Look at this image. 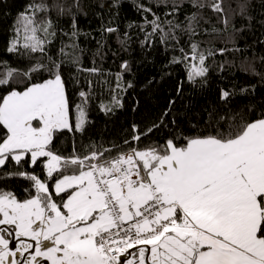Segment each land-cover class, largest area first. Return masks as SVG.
I'll list each match as a JSON object with an SVG mask.
<instances>
[{
  "label": "snow or ice",
  "instance_id": "6c2138e0",
  "mask_svg": "<svg viewBox=\"0 0 264 264\" xmlns=\"http://www.w3.org/2000/svg\"><path fill=\"white\" fill-rule=\"evenodd\" d=\"M125 2L140 19L121 28ZM92 5L99 39L80 27L83 0H25L0 49V179L27 182L23 198L0 187V264H264V99L255 101L264 55L238 43L254 0ZM82 37L95 40L90 66ZM133 45L145 58L166 55L161 79L182 70L176 96L120 142L77 148L93 105L106 117L124 108L133 61L115 71L104 61ZM213 72L233 78L216 102L199 114L191 102L177 109L185 85L204 93ZM237 73L257 84L237 87ZM237 97L248 102L234 105ZM68 137L70 151L58 143Z\"/></svg>",
  "mask_w": 264,
  "mask_h": 264
},
{
  "label": "trees",
  "instance_id": "16d2710c",
  "mask_svg": "<svg viewBox=\"0 0 264 264\" xmlns=\"http://www.w3.org/2000/svg\"><path fill=\"white\" fill-rule=\"evenodd\" d=\"M2 2L3 7L0 8V49L3 48L9 35L8 28L12 24L16 12L22 8L25 0H2ZM83 2L85 10L89 12V15L87 17H80V27L83 31L91 32L92 36L99 39V33L95 31L99 21L93 14L95 11H99V9L92 5V0H83ZM228 2L230 0H226V5ZM252 15L254 20L250 27H246V31L243 34L244 38L238 41V43L241 47L251 45L249 55L252 54L253 49L257 56L264 55V45L253 43L259 38H264V27L261 26L264 23V7H261L260 0H254ZM120 17L121 28H123L127 20L135 19L138 21L140 19L132 9L130 3L127 2L122 6ZM213 22L215 21L213 20ZM237 26H240L239 20H237ZM80 43L82 47L89 49L85 56V64L86 66H90L91 51H94L96 46L95 40L91 38L85 40L82 37ZM108 43L112 51L117 50V45L113 39L110 38ZM4 55L5 58H9L7 54ZM124 58H129L133 61V73L127 76V79L132 80L134 85L133 88L124 94V108L118 110L114 116L106 117L93 105L90 113L93 124L89 126L84 137L76 138L77 148L87 143L89 139L103 143L106 147L110 146L109 142H120L125 129L129 128L133 122L139 124L141 129H143L162 112L167 106L168 99L176 96L175 88L178 81L183 78V72L179 67H176L172 70L170 77L161 79L160 67L166 62L167 58L161 51H153L145 58V54L141 52L139 47L133 45L131 53H121L119 57H113L111 52H109L107 59L104 61V67L115 71L117 70L116 65L119 63V60ZM228 58L231 59V56ZM216 59L221 60L223 58L218 56ZM152 78H155L153 84L145 87L147 80ZM232 79L229 73L218 75L213 72L209 78V88L204 93L196 95L190 91L189 86L185 85L183 97L177 98V109L182 110L185 103L191 102L195 113L199 114L201 108L209 103L216 102L217 89L220 86L229 85ZM235 80L237 87L240 85L257 84V78L242 76L239 73L236 74ZM261 99H264V86L257 84L255 101L259 102ZM137 101L139 102L138 106ZM247 102L248 98L237 97L234 100V105L242 107ZM133 108H136V111H133ZM155 135L153 134V137ZM58 143L62 149L71 150L72 139L70 137L62 138ZM142 143H147V141H142ZM8 167L11 168L12 165ZM26 186L27 182L22 178L0 179V187L14 191L20 198L26 195L24 192Z\"/></svg>",
  "mask_w": 264,
  "mask_h": 264
}]
</instances>
